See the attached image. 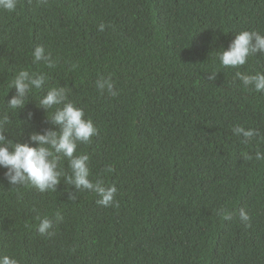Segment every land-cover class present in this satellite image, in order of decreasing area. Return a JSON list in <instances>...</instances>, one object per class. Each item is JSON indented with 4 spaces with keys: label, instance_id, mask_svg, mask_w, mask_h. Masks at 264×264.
<instances>
[{
    "label": "trees",
    "instance_id": "trees-1",
    "mask_svg": "<svg viewBox=\"0 0 264 264\" xmlns=\"http://www.w3.org/2000/svg\"><path fill=\"white\" fill-rule=\"evenodd\" d=\"M242 31L264 36V0H19L15 12L0 9L6 139L37 148L34 133L59 132L48 121L56 109L47 114L39 104L50 88L66 87L98 130L76 155L89 157L92 182L117 188L120 205L99 206L98 196L63 179L56 192L12 188L0 167V260L264 264V160L255 159L264 155V92L235 78L237 71L264 74V54L237 69L219 60ZM36 47L55 68L33 63ZM20 71L48 82L13 110L9 85ZM101 77L111 78L118 96L97 90ZM237 126L258 135L246 142L233 133ZM58 168L71 175L66 159ZM241 209L251 227L240 221ZM43 219L53 222L51 238L38 231Z\"/></svg>",
    "mask_w": 264,
    "mask_h": 264
},
{
    "label": "clouds",
    "instance_id": "clouds-1",
    "mask_svg": "<svg viewBox=\"0 0 264 264\" xmlns=\"http://www.w3.org/2000/svg\"><path fill=\"white\" fill-rule=\"evenodd\" d=\"M39 4L46 5L48 0H38ZM19 0H0V9L7 12H15ZM100 31L105 30L104 25H100ZM264 54V36L257 32L242 31L240 32L227 51L219 55V60L224 68L237 69L246 65L251 55ZM33 63L43 62L49 69L55 68L57 62L53 60L51 54H46L43 47H36L33 53ZM77 65H73L75 70ZM235 78L242 82L244 87H252L256 92H264V74L248 76L236 72ZM216 74L208 76L209 81H215ZM48 82V77L39 73H30L29 71H20L12 80L9 87L16 90V95L9 101L8 106L13 110L23 109L28 94L33 90H42ZM95 87L110 97L118 96L115 91V85L111 78H99ZM69 91L66 87H52L45 97L40 101L39 108L45 110L47 114L50 110L56 109L51 119H48L53 125L59 128V132L45 130L43 134H33L30 140L33 144L39 145L37 148L27 144L14 143L7 140L5 125L11 123L7 116L0 120V167L8 169L6 179L12 188L34 187L41 193L56 192L63 179L70 186H74L77 193L91 192L99 197L97 204L102 207L119 208L116 201L117 188L115 186L105 187L103 179H97L92 182L88 167L89 157L87 155H76L79 144H91L92 139L98 135V130L91 119H85L83 109L77 108L68 100ZM63 105L62 108L59 106ZM29 114V119H31ZM233 133L245 141H251L258 135L254 130H245L237 126L232 129ZM60 158L68 161V167L71 175L63 170H59L58 165ZM243 158L246 161L252 159L245 154ZM255 159L264 160V155L257 152ZM112 172L111 167L105 170ZM69 200L75 202L76 194L69 193ZM217 215L222 216L225 220L232 217L227 214L225 209H220ZM39 219V217H38ZM239 219L241 222L251 227L250 216L243 209L240 210ZM56 220L62 221L63 217L58 212ZM54 227L53 222L49 219H43L39 226V233L47 235L49 238L55 235L50 231ZM0 264H18L16 259L3 257Z\"/></svg>",
    "mask_w": 264,
    "mask_h": 264
}]
</instances>
